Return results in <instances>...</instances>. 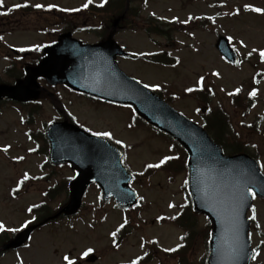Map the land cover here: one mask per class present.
<instances>
[{
  "label": "rangeland",
  "instance_id": "374dc122",
  "mask_svg": "<svg viewBox=\"0 0 264 264\" xmlns=\"http://www.w3.org/2000/svg\"><path fill=\"white\" fill-rule=\"evenodd\" d=\"M2 1L4 3V16L0 18V37H3L0 40V81L2 82L10 80L4 72L9 67L5 54L10 53L12 49L39 50L44 45L52 43L55 38L53 33L64 27V25L55 26L54 22L57 21L50 14L38 11L40 9L27 14L20 11L9 16L7 7L29 3L33 7L42 4L44 7L41 9H44L54 5L61 10L78 12V20L82 22L84 21L83 5L87 3V0ZM93 2L100 5L102 0H93ZM245 5L264 8V0H135L132 1L133 13L139 10L140 14L132 16L128 22L132 28L121 30L116 36V41L137 56L167 52L177 59L168 57L169 60H175L176 67L161 66L141 59L120 60L119 65L124 72L144 84L159 85V88L167 92L169 90L183 95L182 98L173 100L172 106L200 125H203V119L198 114L199 101L187 96L186 89L198 88V80L204 77V89L209 88L213 94L210 97L212 109L222 110L227 115L234 135L238 136V140L244 143L252 154L259 157V164L262 167L264 165V79L260 84H256L255 76L259 72H264V58L259 55L264 51V14L247 11ZM72 9H80V11H72ZM237 11L239 15L236 14ZM173 21L177 22L179 31L172 33L171 48L166 46L169 42L168 38L144 32L147 24L166 29V25ZM45 28H48L47 32L43 31ZM220 36L231 37L232 45L242 57L240 65H230L218 53L216 43ZM75 37L85 43H97L101 40L93 34L84 32L77 33ZM253 49L256 51L253 52ZM237 89L242 93L237 94L239 95L237 98L245 101L244 108L236 106L229 94H236ZM253 91L257 93L256 103L247 111L246 97ZM54 93L59 95L66 109L79 123L96 132L110 131L115 140H121L123 145H126L127 163L133 172L141 173L145 165L155 164L165 156L178 154L173 151L170 142L157 136L152 129L143 126L129 128L133 117V110L129 107L97 105L63 87L56 89ZM57 117L52 108L47 106L44 113L28 127L23 125L22 114L13 106L4 105V108L0 109V147H8L7 152H0V224L5 228L4 231H0V235L12 236L25 228L24 225L34 219L28 209L43 200L44 190L48 187L53 188L58 180L72 176V172L67 168L40 169L45 157L30 153L36 145L29 140L28 129L32 127L33 130L44 131L43 124ZM225 137L227 139L231 136L227 133ZM18 157L23 159L19 160ZM262 170L264 172V167ZM54 171L58 176H55L51 182H46L44 177ZM25 173L31 180L28 184L32 186L27 184L23 193L15 198L11 190L17 186L18 180L24 178ZM155 175L141 186L133 185L145 202L139 211L126 212L118 209L114 203L102 204L101 193L93 186L84 200L81 213L76 218L61 220L55 226L52 223L50 229H41L37 235H33L32 242L26 248L1 256L0 264H67L63 260L64 256H69L76 261V264H87L85 261L87 257H83V253L89 248L93 249L91 253L98 257L96 264H131L133 260L146 256V253L147 255L150 253V257L153 258L146 264H206L209 254L206 235L190 237L192 241L186 242L187 246L183 250L188 251L182 256L184 262L182 258L166 256L164 249L185 245L180 238L185 237L186 232L174 226L170 220L183 211L185 207L181 205L188 203L187 194L183 189L187 181V173L183 171L172 174L162 171ZM66 199L64 191L59 197L56 195L51 207L65 205L63 202ZM169 204H174L176 207L169 208ZM254 208L256 219H252L254 224L250 238L253 248L260 255L253 264H264V243H262L264 201L256 199ZM252 215L251 211L249 217L251 218ZM160 217L165 219H159ZM122 224L126 226L125 235L121 240L122 246L114 248L112 233H116ZM207 225V218L198 215L196 231H206ZM155 242L156 246L149 247V244Z\"/></svg>",
  "mask_w": 264,
  "mask_h": 264
},
{
  "label": "water",
  "instance_id": "95a60500",
  "mask_svg": "<svg viewBox=\"0 0 264 264\" xmlns=\"http://www.w3.org/2000/svg\"><path fill=\"white\" fill-rule=\"evenodd\" d=\"M114 35L115 31L106 43L95 46L83 45L70 34L63 35L58 44L45 50L48 56L37 68L27 69L25 81L14 87H0V99L36 100L40 92L37 80L44 77L53 85L66 84L94 98L132 106L140 118L169 135L189 153V187L195 211L205 214L213 224L208 264H251L254 252L248 237L251 220L247 214L254 199L248 189L264 199L261 169L247 155L225 156L203 128L121 72L116 58L125 53L113 42ZM217 49L225 59L238 63L227 38L218 40ZM59 128L64 129L65 136H58ZM48 136L53 148L52 161L70 163L81 173L71 186V201L62 212L76 214L92 183L100 186L106 202L114 199L123 209L137 205L138 196L129 186L132 176L123 167L119 150L68 124L53 126ZM32 230L20 234L5 249L20 247ZM238 245L242 249L239 252ZM95 260L92 257L89 261Z\"/></svg>",
  "mask_w": 264,
  "mask_h": 264
},
{
  "label": "trees",
  "instance_id": "16d2710c",
  "mask_svg": "<svg viewBox=\"0 0 264 264\" xmlns=\"http://www.w3.org/2000/svg\"><path fill=\"white\" fill-rule=\"evenodd\" d=\"M132 1L135 0H108V3L106 4V6L104 7H100V6H96V5H92L90 4L89 7L86 9V12L93 18V20H97L99 21V23L104 26L105 28L108 27L110 20L112 19H116V18H121V26H127L128 22H130L132 16H134V14L139 15L140 11L137 10L135 13H133V9L134 7L132 6ZM143 3V2H142ZM27 11H33L32 8H28L26 9ZM62 18L64 20V22H66L67 24H69V27L67 28V30L72 31L74 30L75 26L73 23V16L67 14V13H62ZM135 17V16H134ZM179 30L177 28V26H170L168 31L159 29L158 27L154 26L153 24H151V26H149V24L147 25V33L149 34H158L160 36H167L168 40H169V44H171L172 41V32ZM170 46V45H169ZM172 47V46H171ZM152 61H155L157 63H163V64H168L166 62L170 61L173 63V60H169L165 55L162 56H155V57H151L150 58ZM8 73L10 74L11 78H16L17 75V71H15L14 73V68L12 70H8ZM262 78H264V73H260L256 76V82L258 83L259 80H261ZM160 95L162 97L165 98V96L160 93ZM207 97V95H205ZM166 101L170 102L169 97L166 98ZM244 100H236L235 101V105L240 107V108H244L243 104H244ZM246 107L245 109L248 111V108H251L254 103H255V98L251 97H247L246 98ZM204 110V111H203ZM203 112H201L202 116L205 119V124L204 127L205 129L212 135V138L222 146V148L224 149V151L226 153H248L250 154L248 151V147L244 144L241 143L238 140V136L234 135V132H232V128H231V123L227 117V115L222 111V110H213L210 106V104L208 102H205L204 107L202 109ZM230 134V138L225 137V135ZM227 142V143H226ZM174 145L181 150L180 153L178 154V159H173L168 161L165 165H163L160 168H151L149 170V173L147 174V176H150L151 174L157 172V171H165V172H169L172 174H177V173H181L183 171L187 170V155L184 151H182L181 147L177 144L174 143ZM252 155V157H254L255 159H257V156L254 154H250ZM172 180V177H171ZM196 220H198V215L195 214V212L193 211V206L190 203L189 205H187L184 208L183 213H181L176 219H173L171 221V223L180 228L183 229L186 232V236L183 239V242H189L192 241V239H190V237L192 235H198L200 237H204L206 235V240L208 243L209 239H210V234H211V226L207 225L206 227V231L204 230H198L196 231ZM6 238L1 237L0 236V240ZM7 239V238H6ZM187 246V244H186ZM185 246V247H186ZM184 247L182 250L180 251H176L174 253H168L166 254L167 257H173V258H177L178 255H186L187 254V250L183 251ZM183 262H184V258L182 257ZM147 263V259H144L142 261L139 262V264H146Z\"/></svg>",
  "mask_w": 264,
  "mask_h": 264
},
{
  "label": "snow or ice",
  "instance_id": "6c2138e0",
  "mask_svg": "<svg viewBox=\"0 0 264 264\" xmlns=\"http://www.w3.org/2000/svg\"><path fill=\"white\" fill-rule=\"evenodd\" d=\"M93 0H87V3H85L83 5L84 8H88L90 4H92ZM108 3V0H102L101 4L99 5L100 7H104L106 4ZM0 5H2V0H0ZM22 5H19L17 4L15 7L16 8H19L21 7ZM23 6H27V5H23ZM35 7L37 9H41L43 8L44 6L42 4H36ZM52 7H55L54 5H49V9H51ZM245 10L247 11H251V12H255V13H258V14H264V8H259V7H253L251 5H245ZM62 11H67L66 9H62ZM72 11H80V9H72ZM237 15H239V11L236 12ZM191 19V18H190ZM185 23H187V21H184ZM3 37H0V40H2ZM229 39L231 40V37H229ZM242 45H243V41L240 42ZM19 51L23 52V51H26V49L24 48H21L19 49ZM253 52L256 51V49H253L252 50ZM170 55V53H169ZM260 57L261 58H264V51H261L259 53ZM177 63H179V61H177ZM214 75H217L219 76L220 74L219 73H214ZM139 83V81L137 82ZM198 84V88H192V87H189L186 89L187 92L189 93H192L194 91H203L204 90V77H200V79L198 80L197 82ZM144 88H152L153 90H159V85H149V84H144L143 85ZM240 91V89H237L236 92L238 93ZM230 95H232V93H229ZM253 98L256 97L257 93L255 91H253L251 94H250ZM129 127H131V125H129ZM93 136L97 137V138H106L107 140L111 141L114 139L113 137V133L110 132V131H102V132H92L91 133ZM115 143L118 144V145H123V142L119 139H116L115 140ZM126 147V145H123ZM3 151L7 152L8 151V147H5L3 149ZM17 159L19 160H22L23 157H18ZM173 159H178V157H174V156H165L162 160H160L158 163H155V164H148L147 167L148 168H160L162 167L163 165H165L168 161L170 160H173ZM262 167H264V165H262ZM143 173H141L142 175ZM24 179L27 180L28 179V175L27 173H25V176H24ZM22 183V182H21ZM249 193L251 194L252 198L255 199L256 198V193L253 192L251 189H248ZM141 199H143V197H141ZM173 207H176L174 204H169V208H173ZM181 207H186V205H181ZM29 212L32 211L31 208L28 209ZM252 213L253 215L251 216V219L255 220L256 219V209L253 207L252 208ZM177 217L176 216H173L171 217V219H176ZM159 219H165L164 217H160ZM25 227H27V224L24 225ZM121 228L124 227V225L122 224L120 226ZM5 228H4V225L3 224H0V231H4ZM11 231H16L17 229H9ZM112 236L115 237L116 236V233L113 232L112 233ZM181 240L184 239V237H181L180 238ZM262 243H264V241H262ZM179 247H183V245H179L177 248H166L164 249V251L166 252H175L178 250ZM242 249H240L239 245L237 246V252L241 251ZM93 251V249L89 248L87 249L84 253H83V257H88L90 255V253ZM147 255V253L145 254ZM260 253L259 252H256L254 255H253V259L255 260L257 258V256H259ZM63 260L67 262V264H76V261L73 260V259H70L69 256H64L63 257ZM131 264H139V260H133L131 262Z\"/></svg>",
  "mask_w": 264,
  "mask_h": 264
},
{
  "label": "flooded vegetation",
  "instance_id": "af4514ba",
  "mask_svg": "<svg viewBox=\"0 0 264 264\" xmlns=\"http://www.w3.org/2000/svg\"><path fill=\"white\" fill-rule=\"evenodd\" d=\"M55 90H49V89H47V91H46L47 93H45V94L48 96V94L51 93L53 96L50 97V98H54L55 96H54L53 91H55ZM58 99H59V102H60L61 106L56 107L54 103H52V102L50 103L47 100H43L42 101V103H43L42 108L45 110L47 106H50L52 108V110L55 112V114L58 116L57 117V118H59L58 120H64L67 116L70 118L69 112L66 109V105L63 103V100L59 97V95H58ZM2 106H4V102L3 101L0 102V107H2ZM39 109H41V106H39ZM1 153H4V151L1 152Z\"/></svg>",
  "mask_w": 264,
  "mask_h": 264
}]
</instances>
